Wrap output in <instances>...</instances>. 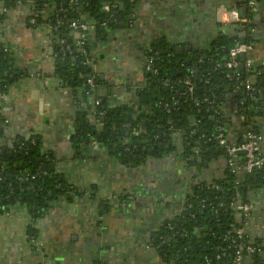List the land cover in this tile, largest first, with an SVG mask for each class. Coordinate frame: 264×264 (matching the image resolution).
<instances>
[{"label":"crops","instance_id":"obj_1","mask_svg":"<svg viewBox=\"0 0 264 264\" xmlns=\"http://www.w3.org/2000/svg\"><path fill=\"white\" fill-rule=\"evenodd\" d=\"M33 1L26 0L7 10L0 24V42L11 53L13 68L22 74L0 99V154L5 149L9 152L18 138L27 141L39 137L43 151L56 162L55 173L75 188L92 194L86 193L72 202L54 201L49 212L35 224L23 206L15 205L0 213V264H159L160 258L144 246L156 226L176 211V200L186 181L175 183L177 170L156 159L149 160L143 173L130 176L127 183L123 164L110 161L105 152L92 145L70 147L69 135L80 115H85V120H90L99 131L102 124L92 118V110L85 108L89 102L94 109V98H86L81 88L61 87L54 75V38L41 23L52 14L49 5L54 7V3L49 2L46 7L45 0H40L42 20L39 25H32L29 4ZM247 1L143 0L137 9L135 29L127 32V39L108 31L88 35L92 69L103 76L104 85L98 86L96 94L109 109L138 106L142 48L164 41L175 51L181 47V55L198 52L206 57L218 39L215 10L219 6L242 9ZM256 1V41L252 43L255 49L248 57L263 66L264 0ZM65 36L72 45L77 43V32L68 31ZM224 109L236 112L230 106ZM259 121L264 125L263 119ZM231 131L237 139L236 131ZM262 131L264 153V127ZM208 163L207 177L220 179L226 170L224 155ZM137 186H141V192L135 191ZM127 188L136 192L131 196L133 200L126 202L124 209L119 201H114L115 208L108 210L104 218L98 198L117 194L118 190L124 197ZM247 191L254 220H242L237 215L236 218L244 224L251 240L261 246L259 260L264 264V186L247 187ZM28 225L38 230L36 238L27 236ZM245 263L251 264V260L248 258Z\"/></svg>","mask_w":264,"mask_h":264},{"label":"trees","instance_id":"obj_2","mask_svg":"<svg viewBox=\"0 0 264 264\" xmlns=\"http://www.w3.org/2000/svg\"><path fill=\"white\" fill-rule=\"evenodd\" d=\"M25 1L0 0V5L11 10ZM51 1L55 4L61 2V15L66 16L62 19L61 28L52 33L56 41L62 39L67 33V20H76L78 16L70 9L68 0H65L66 3L63 0ZM121 1L123 4L118 8L115 20L124 19L130 10L127 7V0ZM104 2H113V0ZM102 4L101 0H77V6L81 7L82 14L88 19L94 20L97 24L96 28H101L99 24L106 20V16L101 12ZM36 14L37 22L41 21L43 16L41 12ZM248 16L249 19H252V15ZM5 17L6 13H0V24L5 20ZM110 23L112 21L107 23V26ZM237 41L240 40L235 36H221L214 42L211 51L205 54L206 57L198 52L178 55L175 49L164 41L152 45L153 50L149 57L152 58V66L157 72L146 76L148 87L141 94L139 104L152 108L154 116L162 117L165 125L163 128L165 132H163L167 134L162 138V141L169 145L170 150L174 149L171 145L177 148V143H181L182 155L195 157L191 165L203 167L206 162L223 155V151L214 141H208L206 137H201L203 134L209 136L219 125L225 129V137L229 142L238 143L241 141L242 135L237 139L233 138L234 133H231L233 129H228L227 115L223 112L224 108L230 106L233 100H244L247 103V111L244 116H247L248 122L245 124V131L252 128L257 134L263 135L264 125L259 119L264 120L262 101L264 65L254 63L249 70H246L245 67L241 70L239 67L237 80L226 78V70L222 67L227 59L229 49ZM255 41L253 35H249L242 42L255 43ZM189 55H192V58H189ZM71 58L66 57L63 62L56 63L54 66V75L61 87H78L83 89L86 98L99 99L100 106L97 112H103L105 116V122L101 123L102 129L99 131L91 121L85 120V115H80L71 135L73 143L78 146L85 140L93 139L94 142L105 146L109 151H116V154H120L119 158L125 164H140V157H146L142 148L153 149L151 129H141V121L146 116L140 115L135 118L132 116V119L128 121L123 109L119 114L116 113L117 110L109 109L103 98L96 94L97 88L90 89L86 85V80L89 77H93L95 82L100 85L101 82L97 75L81 64V55L76 57L75 62ZM198 59H202V63H198ZM189 60L190 62H188ZM240 61L242 62V59ZM12 62L9 49L5 43L0 42V99L9 86L18 82L22 76L19 70L13 68ZM63 64L64 66H62ZM189 70L196 72L195 77L192 78L195 85L192 96L183 94L184 88L181 83ZM246 80L251 83L254 89L259 90V94H252L251 98L248 97L243 85ZM165 84H168V87ZM172 97L177 99L178 109L169 115L164 112L163 106L169 104ZM205 98L211 99L213 104L210 106L201 103ZM195 99L200 102L199 106L194 105ZM132 112L127 108V113ZM93 117L96 119L95 116ZM125 122L131 126L129 129L123 127ZM170 125L174 126L177 131L176 135L169 134L167 128ZM133 129L137 131L138 135L132 134ZM126 131L128 132L127 136ZM33 139L34 145H31L23 138H18L12 143L9 152L5 149L0 154V207L8 209L15 205L23 206L35 224V221L43 218L49 212L54 201L65 199L67 202H72L77 197L79 198L81 193L77 191L75 197L70 194L65 195L72 187L60 184L58 182L59 175L50 171L34 180L31 179V176L35 175L41 167L37 160L43 157V145L40 138L34 137ZM127 142L138 147L137 153L132 156L122 153ZM195 148L199 149L198 154L194 153ZM177 149L179 150V148ZM237 182L238 185H236ZM256 185L264 186V169L250 175L238 172L231 174L225 170L220 179H212L211 183H200L191 188L184 199L182 215L169 222L166 228L162 227L159 232V244H161L159 257L163 260V264H207V261L209 264H231V255L233 254L231 240L235 237L236 229L243 228L245 231V227L242 222H238L234 212L224 211V209L229 207L232 202L248 203L244 200L248 192L247 187L252 188ZM221 199L222 201H220ZM219 201L222 202V207L219 206ZM0 213H2L1 208ZM26 233L29 238L34 239L37 237L38 230L33 225H28ZM245 236L247 237L243 239V244H258L256 240H251L246 231ZM222 253L225 255L222 256ZM216 255H220L218 260H215ZM250 260L251 264H261L259 255L251 257Z\"/></svg>","mask_w":264,"mask_h":264},{"label":"built area","instance_id":"obj_3","mask_svg":"<svg viewBox=\"0 0 264 264\" xmlns=\"http://www.w3.org/2000/svg\"><path fill=\"white\" fill-rule=\"evenodd\" d=\"M64 3L65 0H63ZM101 6V12L106 16V20L101 22L99 26L101 28H105L107 23L110 21H115V16H117L118 8L123 4L121 0H113V2H104ZM53 2V1H52ZM25 3V2H24ZM28 3V2H27ZM54 3V2H53ZM70 5V9L74 11V13L78 16L76 20H67L66 30L74 31L78 34L77 43L72 45L64 36L62 39L56 40V51L54 54L55 63L63 62L66 57H79L85 53L84 46L88 39V35L93 33L96 29L97 24L92 19H88L87 16L82 14L81 7L78 8L77 0H68ZM20 4V3H19ZM52 17H48L44 23L47 31L52 35V33L57 32L58 29L61 28L63 24V18L66 16L61 15L62 13V4L57 3L53 5ZM257 3L254 0H251L247 3L246 8L248 15H251L252 12L256 9ZM29 9L32 12L34 10L33 3L29 4ZM8 9L3 8L0 5V13H5ZM242 17L240 9L233 8L230 10H224L223 8H219L217 12L218 21L222 24L234 23L237 26H241L246 24L249 21V16ZM51 16V15H50ZM86 18L83 20L82 18ZM50 18V19H49ZM88 19V20H87ZM85 21V22H82ZM40 22H37L36 16H32L29 18V24L39 25ZM255 49L254 44L246 43L242 41H237L234 43L232 48L228 51L227 59L224 61L222 67L226 70V78L237 80L239 77L238 68L240 65L249 70L253 65L254 61L250 57H248ZM79 54V55H77ZM189 58H192V55H189ZM242 59V62L240 61ZM152 58H148L146 61L145 68L147 71H150L152 74H156V69L152 66ZM190 62V60L188 61ZM198 63H202V59L197 60ZM183 67V65H182ZM196 72L194 70H189L188 74L182 80V87L184 88V93L186 95L192 96L195 90V85L192 81V78L195 77ZM94 78L89 77L86 80V85L90 89L94 87ZM168 87V84H165ZM244 85L245 92L248 97L251 98L252 94H259V90H256L252 87L251 83L246 80ZM237 88V87H236ZM238 89V88H237ZM262 101L264 104V95L262 97ZM201 103L209 104L210 106L213 104L211 99L205 98ZM200 102L195 99L194 105L199 106ZM178 101L175 97L171 98V102L169 104H165L163 106V110L166 114H171L175 112L178 107ZM94 109L98 110L100 106V100L94 99L93 103ZM97 114L102 115V112H97ZM125 128L129 129L131 126L126 124ZM169 134L176 135L177 131L174 126L170 125L167 128ZM133 135H137V131L133 129ZM202 138H207L208 141H214L218 148L223 151V155L225 158V168L226 171H229L231 174L234 173H242L243 175H250L256 171L264 169V153L262 151V142L263 136L261 134H257L252 128H248L241 136V141L238 143H231L225 137V129L222 126H217V128L209 135L205 136L203 134ZM31 145H34V139L30 138L27 140ZM194 153L198 154L199 149L195 148ZM45 173L42 171L41 167L36 171L35 175L31 176V179L34 180L37 177H41ZM238 185V182L236 183ZM216 190L220 191L219 188L215 187ZM222 201V199L220 200ZM219 201V206L222 207V202ZM3 209L4 207H0ZM224 211H232L240 217L242 220H248L252 214V207L249 203H230V206L224 209ZM245 231L243 228H239L235 230V237L231 240V245L233 249V254L231 255V264H246V259H250L251 257L258 256L261 253V246L251 245V244H243V239L246 238ZM222 256L225 253L221 254ZM220 255H216L215 260H218ZM209 264V261H207Z\"/></svg>","mask_w":264,"mask_h":264},{"label":"flooded vegetation","instance_id":"obj_4","mask_svg":"<svg viewBox=\"0 0 264 264\" xmlns=\"http://www.w3.org/2000/svg\"><path fill=\"white\" fill-rule=\"evenodd\" d=\"M142 1L143 0H127V2H128L127 7L130 10H129L127 16L124 17V19H117V20L113 21L112 23H110V25L106 26L105 28H96L92 34L97 35L99 32L102 33L101 30H103V31H108V32H113V33L117 32V34L119 36L126 37V34L128 31L135 29V25H136V22L138 20L137 9L139 7V4ZM249 1H251V0H248L247 3ZM254 1H256V0H254ZM44 2H46V5L48 6L49 5L48 3L52 2V1L51 0H45ZM32 3H33L34 10L32 12L31 11L30 12H31L32 16H36L37 15L36 13H39L43 10L42 9L43 4L41 3L40 0H34ZM247 3H246V5H247ZM256 3H257V7L251 14L252 19H249V21L246 24L241 25V26H237L234 23L222 24L220 21H218L217 12H218L219 8H223L224 10H230L224 6H219L215 10V13H214L216 24L219 27V28H217L219 30V32L217 33V38H220L221 36H225V35H230V36H235L237 39H239L240 34L243 32L246 33V37L249 35L250 36L253 35V31L255 28L253 26L254 25L253 13L258 8V2L256 1ZM49 6H51L50 9L53 10L52 4ZM246 37H245V39H246ZM53 42H54L55 47H56V41L53 40ZM89 42H90L89 39H87L86 44L84 46L85 53L83 55H81L82 56L81 64L85 65L93 73H95L91 67V65H94V64H93L92 56L89 53V49H90V43ZM159 42H162V41H159ZM153 44H155V43L149 44L148 46H145V48L141 49V52H142L141 56H142V60H143L142 62L143 63L141 65V68L138 70V75H139V77H141L142 80H141L139 89H137V91H136V94L138 95V97H137L138 99H140L141 94L143 92H145V90L148 87L146 76H150L151 72L146 70L145 65H146L147 59L149 58V56L152 53V50H153L152 45ZM214 44H212V47L214 46ZM95 74L97 75V73H95ZM97 77L99 79L98 75H97ZM98 86H99L98 83L94 81V87L92 89L98 88ZM138 103H140L139 100H138ZM246 105H247V103L244 100H239V99L233 100L230 103V107H232L236 112L234 111L235 113H233V111L227 110L228 113L226 114L227 115L226 120L228 121V123H227L228 129L232 128L234 131H236L238 136L242 135L245 132V128H246L245 124H247V122H248L247 116H244V113H246V111H247ZM122 109L124 110V114L126 115V118L129 115L131 117L130 119H132V116L135 118V117H138L140 115H145L146 117L144 118V121L146 122V125H145L144 129H146V130H147V128L151 129V134L153 135V137H152L153 140L151 141L153 149L147 150L145 147L142 148V152H143V154L146 155V157L145 158L140 157L141 158L140 164H135V165H133L132 163L131 164L130 163L125 164L121 160V158H119L120 154H116V151H109L105 146L99 144L98 142H92V143H89L88 145H93V146L99 148L98 151H103L105 153H108V155H109L108 159L110 161H115V163H117L118 165L122 163L124 166L123 170L125 173H127V183L129 181L130 176L143 173L144 168L146 166V163L149 160H156V159H162V162L164 163V165L170 164V165H172L173 169L175 168V171L177 170V173H174V176L176 177V178H174L175 183L182 184V181H183L182 179H185V181H186V183H184L185 186L183 188H181V192L179 193L180 195L178 196V198L176 200V204H177L176 211L173 213L172 216L168 217L167 220L165 219L164 221L160 222L156 226L155 233L148 239L147 243L144 246V248H146V250L150 251L151 253L153 252V254H156L159 257V247L161 246V244H159V240H160L159 232L161 231L162 227L166 228L169 225V222L174 221L175 219H177L178 217H180L182 215L183 206H184V199L188 195V193L190 192L191 188L195 187L196 185H198L200 183H204V184L211 183L212 179L207 177L208 168H209L208 162H206L203 167L198 166V165H191L192 162L194 161L195 157L193 155H188L187 157H185V155H182V152H181L182 144L181 143L180 144L177 143V148H179V150L177 148H175L174 145H171L174 149L170 150L169 145L165 144V142L162 141V138L164 136H167V134L164 133L165 131L163 129L165 126L163 124L164 121H163L162 117L154 116V111L152 108H147V107L139 105V104H138V106H136L135 104H133V107L129 108L133 111L132 113H127V108H120V107H117V108L113 109L112 111L117 110L116 113L119 114ZM243 109H244V111H243ZM93 110H94L93 116L96 117V120L99 118L105 119L103 112H102V115H99V114H96V112H97L96 109H93ZM126 123L127 122H125V124H123V127L126 125ZM72 133H73V130H71L70 135H69L70 147L78 148L79 146L83 145L84 143H79L78 146L75 143H73V140L71 139ZM137 148L138 147L136 145H133L132 143L130 144L127 142V144L124 146L122 153L124 155H131L132 156V155H134V153H137V151H138ZM42 153H43V157L40 159H42L44 164L47 163L46 165H49V166L56 164L55 160L52 158L51 155H49L45 151H43ZM189 170H191V171H189ZM55 171H57L56 168H55ZM55 171L52 173H55ZM189 172H191V173H189ZM44 173H46V172H44ZM193 173L195 174V178H193ZM56 174L58 175V173H56ZM189 179L192 180L190 183H189ZM58 182H60V184H62V185H66V184L70 185L64 180L63 177L60 178V176H59ZM70 186L72 188H70L68 190V192L65 193V195L70 194V195L75 197L76 194L79 192V193H81V195L79 197H82L83 195H85L87 193V191L77 189L72 185H70ZM259 186L261 187V185H259ZM141 190H142L141 186H137V188L135 189V191H139V192H141ZM135 191L130 192V191H128V188H127V194H130L131 196L136 194ZM91 194L90 195L88 194V195L91 196ZM127 199H128V197H127ZM244 200L249 202V200L247 199V195L245 196ZM5 210L6 209L4 207L2 209V212ZM252 216H253V213L251 214L250 221L254 220V216H253V218H252ZM139 219H141V218H139ZM245 231L248 232V230H246V229H245ZM159 258H160L159 264H163V260L161 259V257H159Z\"/></svg>","mask_w":264,"mask_h":264},{"label":"water","instance_id":"obj_5","mask_svg":"<svg viewBox=\"0 0 264 264\" xmlns=\"http://www.w3.org/2000/svg\"><path fill=\"white\" fill-rule=\"evenodd\" d=\"M47 6V5H46ZM51 13L53 12V10L52 9H50L49 10ZM81 11H82V9H81ZM240 12H241V15H242V17H245L246 16V12H247V8H246V6L245 7H243L242 9H240ZM82 22H85V21H82ZM102 32H103V30H101ZM245 37H246V33L245 32H243V33H241L240 34V37H239V40L240 41H244L245 40ZM126 39H127V37H126ZM183 50H182V48L181 47H177L176 48V53L178 54V55H181V52H182ZM76 58L75 57H72L71 58V60L73 61V62H75L76 60H75ZM62 66H64V64L62 65ZM93 65H91V67H92ZM240 69L242 70L243 69V65H240ZM99 80H100V82H101V84H103V76H102V74L101 75H99ZM252 80H255V78H252ZM104 85V84H103ZM82 103H84L83 102V99L82 100H80ZM86 101V100H85ZM132 107H133V105H132ZM85 108H86V110H92V112H91V114H92V116H93V114H94V110H93V107L90 105V103L89 102H86V106H85ZM224 112V114H227L228 112L227 111H223ZM130 115L127 117V119L128 120H130ZM94 120H96V119H94ZM98 120V121H97ZM96 121L97 122H100V123H104L105 122V119L104 118H99V119H97ZM88 121H90V120H88ZM145 125H146V122L145 121H142L141 122V129H144V127H145ZM97 129V128H96ZM127 131H126V136H127ZM160 134V133H159ZM92 142H94V140L92 139V140H85V142H84V144L85 145H88L89 143H92ZM93 146V145H92ZM94 147V149L95 150H98L99 148H97V147H95V146H93ZM76 153H78V151L76 152ZM104 155L106 156V158H108L109 157V155H108V153H104ZM100 156H101V154H100ZM37 163L38 164H40V166H41V169H42V171L43 172H47V171H50V172H54L55 171V165H46V164H44L43 163V161H42V159H38L37 160ZM122 164V163H121ZM61 180V179H60ZM127 197H128V199H127ZM133 200V198L131 197V195L130 194H127V195H124V197L122 196V191L121 190H118L117 191V194H115V193H113V194H110L108 197H103V198H98V202H100V214H102L103 215V217L104 218H107V213L106 212H108V210H109V212H111L112 211V209L113 208H115V207H112L113 205H114V201L115 202H120V207L121 208H125V206H126V202H127V204H128V202L130 201H132ZM119 204V203H118Z\"/></svg>","mask_w":264,"mask_h":264}]
</instances>
